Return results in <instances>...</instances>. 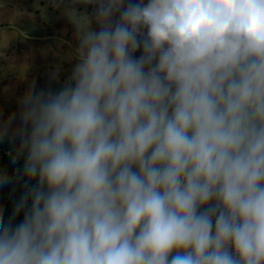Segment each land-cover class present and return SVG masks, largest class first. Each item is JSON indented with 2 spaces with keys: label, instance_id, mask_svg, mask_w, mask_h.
<instances>
[{
  "label": "clouds",
  "instance_id": "clouds-1",
  "mask_svg": "<svg viewBox=\"0 0 264 264\" xmlns=\"http://www.w3.org/2000/svg\"><path fill=\"white\" fill-rule=\"evenodd\" d=\"M49 7L72 66L0 111V264H264V0Z\"/></svg>",
  "mask_w": 264,
  "mask_h": 264
},
{
  "label": "crops",
  "instance_id": "crops-1",
  "mask_svg": "<svg viewBox=\"0 0 264 264\" xmlns=\"http://www.w3.org/2000/svg\"><path fill=\"white\" fill-rule=\"evenodd\" d=\"M49 4L50 0H0V28L7 29V18L13 11L21 10L27 15L17 18V24L29 36L26 41L11 36L8 47L0 50L13 61L9 65L0 59V111L5 116L18 111V98L24 94L28 82L35 80L38 90H56V83L50 81L51 74L59 67L60 80L63 81L72 66L69 61L72 49L65 34L68 24L61 12L53 10ZM23 65H27L26 81L20 79ZM0 147L16 151V145L9 141L0 143ZM0 192L10 201L4 213L7 220L16 192L14 186Z\"/></svg>",
  "mask_w": 264,
  "mask_h": 264
},
{
  "label": "trees",
  "instance_id": "trees-1",
  "mask_svg": "<svg viewBox=\"0 0 264 264\" xmlns=\"http://www.w3.org/2000/svg\"><path fill=\"white\" fill-rule=\"evenodd\" d=\"M21 164H22V161L18 164V168L21 167ZM0 165H6L7 166V170L9 172V174H11L13 172L12 170V165L9 164L7 161H5L4 158L0 157ZM14 189H15V192H16V199L21 195V189L19 187H15L14 186ZM16 200H14V203H15ZM0 202L3 203L4 205V213H5V209L7 207V205L9 204V200L6 199V198H3V197H0Z\"/></svg>",
  "mask_w": 264,
  "mask_h": 264
},
{
  "label": "built area",
  "instance_id": "built-area-1",
  "mask_svg": "<svg viewBox=\"0 0 264 264\" xmlns=\"http://www.w3.org/2000/svg\"><path fill=\"white\" fill-rule=\"evenodd\" d=\"M9 152H12L13 154H15V151H11V150H8V149H3L0 147V157L4 158L5 161H7L9 164L12 165V170L14 171L15 168H18V164H15L13 165L11 162H10V157L8 156V153ZM0 197H3V198H6L4 197L1 192H0ZM7 199V198H6Z\"/></svg>",
  "mask_w": 264,
  "mask_h": 264
}]
</instances>
